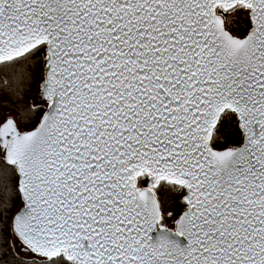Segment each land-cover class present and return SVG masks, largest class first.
<instances>
[{
	"label": "snow or ice",
	"instance_id": "obj_1",
	"mask_svg": "<svg viewBox=\"0 0 264 264\" xmlns=\"http://www.w3.org/2000/svg\"><path fill=\"white\" fill-rule=\"evenodd\" d=\"M0 264H264V0H0Z\"/></svg>",
	"mask_w": 264,
	"mask_h": 264
},
{
	"label": "water",
	"instance_id": "obj_2",
	"mask_svg": "<svg viewBox=\"0 0 264 264\" xmlns=\"http://www.w3.org/2000/svg\"><path fill=\"white\" fill-rule=\"evenodd\" d=\"M168 226H169V227H174V225H173V223H172L171 220L168 221Z\"/></svg>",
	"mask_w": 264,
	"mask_h": 264
},
{
	"label": "trees",
	"instance_id": "obj_3",
	"mask_svg": "<svg viewBox=\"0 0 264 264\" xmlns=\"http://www.w3.org/2000/svg\"><path fill=\"white\" fill-rule=\"evenodd\" d=\"M182 208V205L180 206ZM178 214V213H177Z\"/></svg>",
	"mask_w": 264,
	"mask_h": 264
}]
</instances>
